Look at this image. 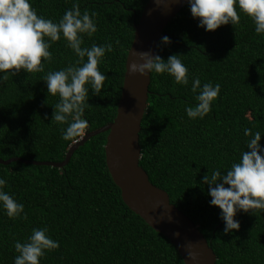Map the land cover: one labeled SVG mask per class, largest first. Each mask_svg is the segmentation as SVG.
<instances>
[{
	"label": "trees",
	"instance_id": "trees-1",
	"mask_svg": "<svg viewBox=\"0 0 264 264\" xmlns=\"http://www.w3.org/2000/svg\"><path fill=\"white\" fill-rule=\"evenodd\" d=\"M147 0H0V157L61 161L116 115ZM139 165L215 264H264V0H191L158 43ZM107 132L0 163V264H184L131 211Z\"/></svg>",
	"mask_w": 264,
	"mask_h": 264
},
{
	"label": "water",
	"instance_id": "water-1",
	"mask_svg": "<svg viewBox=\"0 0 264 264\" xmlns=\"http://www.w3.org/2000/svg\"><path fill=\"white\" fill-rule=\"evenodd\" d=\"M191 0H147L138 21L125 60V71L116 115L95 130L85 131L69 145L61 161H36L22 157L2 159L35 165L64 167L73 152L91 136L107 132L104 144L105 164L125 205L152 229L174 245L184 264H215L216 256L191 218L170 202L168 193L150 182L139 165V131L147 108L150 71L164 28Z\"/></svg>",
	"mask_w": 264,
	"mask_h": 264
}]
</instances>
